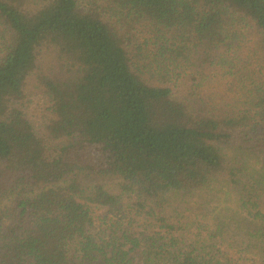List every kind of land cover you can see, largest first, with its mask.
Returning <instances> with one entry per match:
<instances>
[{"label": "trees", "instance_id": "16d2710c", "mask_svg": "<svg viewBox=\"0 0 264 264\" xmlns=\"http://www.w3.org/2000/svg\"><path fill=\"white\" fill-rule=\"evenodd\" d=\"M99 1L0 0V264H264V0Z\"/></svg>", "mask_w": 264, "mask_h": 264}, {"label": "rangeland", "instance_id": "374dc122", "mask_svg": "<svg viewBox=\"0 0 264 264\" xmlns=\"http://www.w3.org/2000/svg\"><path fill=\"white\" fill-rule=\"evenodd\" d=\"M103 1L105 2V0H100L99 4L103 3ZM51 53L48 50H45L42 52V55L39 59V65L42 66H48L51 60ZM35 76H31L29 79L28 84L26 85V90L29 94H31V98L29 99V103L27 104V108H28V114L30 116V118L34 121V123H36L37 126H40L41 123H43V116H44V112H45V106H47V104L45 103V99L42 98V96H40V93H37V89H35ZM80 179L82 182H84L85 184L89 185L92 182H105L108 184H112V182H115V180L109 179V178H99V177H84V176H80Z\"/></svg>", "mask_w": 264, "mask_h": 264}]
</instances>
